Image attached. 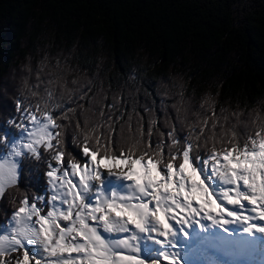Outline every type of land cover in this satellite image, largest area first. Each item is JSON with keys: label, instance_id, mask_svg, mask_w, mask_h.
<instances>
[{"label": "snow or ice", "instance_id": "6c2138e0", "mask_svg": "<svg viewBox=\"0 0 264 264\" xmlns=\"http://www.w3.org/2000/svg\"><path fill=\"white\" fill-rule=\"evenodd\" d=\"M55 69L0 104V264H264V108L160 123Z\"/></svg>", "mask_w": 264, "mask_h": 264}, {"label": "trees", "instance_id": "16d2710c", "mask_svg": "<svg viewBox=\"0 0 264 264\" xmlns=\"http://www.w3.org/2000/svg\"><path fill=\"white\" fill-rule=\"evenodd\" d=\"M57 59L69 81H92L97 102L122 97L134 118L179 124L181 92L189 122L209 95L217 113L247 118L264 108V0H0V104L59 71Z\"/></svg>", "mask_w": 264, "mask_h": 264}, {"label": "rangeland", "instance_id": "374dc122", "mask_svg": "<svg viewBox=\"0 0 264 264\" xmlns=\"http://www.w3.org/2000/svg\"><path fill=\"white\" fill-rule=\"evenodd\" d=\"M170 100H171V101H170ZM168 101H169V104H168V106H170V105H172V104H173V103H172V102H173V99L169 98V99H168Z\"/></svg>", "mask_w": 264, "mask_h": 264}]
</instances>
